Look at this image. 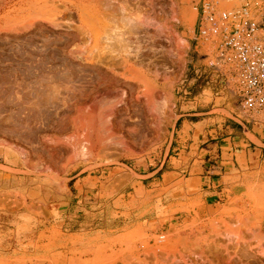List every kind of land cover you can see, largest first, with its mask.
<instances>
[{"label":"rangeland","instance_id":"rangeland-1","mask_svg":"<svg viewBox=\"0 0 264 264\" xmlns=\"http://www.w3.org/2000/svg\"><path fill=\"white\" fill-rule=\"evenodd\" d=\"M18 1L19 0H15L11 5H14V3ZM111 1L109 2L111 3ZM115 1L116 0L113 1L114 4L121 2L122 0L121 1L118 0L116 3ZM128 1L130 0H127L126 2ZM131 1L134 2V0H131ZM131 1L128 2L130 5L128 6L132 7V9L130 8L129 10L136 11V9L138 10L144 7L142 8L141 11L144 10L143 11L144 14H145V9L149 12L148 13L146 11L144 19L146 15L149 14L146 17V19L151 20L149 18L155 15L153 18H157V19L154 20L152 18L153 21L156 23L157 20L162 19L161 20L162 22L158 21V23L155 24L153 21L152 23L149 21L151 23L150 25H152V28H150L151 27L150 25H149L150 27L147 26L146 27L147 32L144 31L145 27L140 28V30L142 29L139 32L141 34H139L137 30H136L137 33H133L136 35H132V33H128V37L129 36L131 37L125 38L123 40L124 43L123 42L122 43L119 42V43L124 45L126 43L125 42L126 39L128 40L130 39V43L127 40L128 43L126 44L127 45L131 44L130 46H134L138 35H140L141 38L143 37L141 35H145V38L146 37L149 38V36L147 35L148 34L151 35L153 31L154 33H157L158 32L157 29L159 28L161 29L162 27H159V26L162 25L165 27V29L164 27L162 28V30L159 29L160 32L161 31L162 32L161 33L158 32L159 35L156 34V36H158L157 39L159 41L154 36V33L152 34L153 36L152 42H147L149 40H147V38L145 39L144 37H143L144 39L142 38L141 40V38L139 37V41L136 42V45L138 46L139 44L138 42L141 41L140 43L142 44L143 40H146L143 43L144 45L147 44V47L145 48L142 47L143 51H140L141 54L138 56L139 58L143 56L140 59H145L148 56H149L148 58H150L151 54L154 56L156 55L154 58H152L153 61H155V58H157V56L158 58L160 57L163 58L166 56L167 57V58L165 57L166 59L163 58L166 61L165 60L162 61L161 58L159 59L160 61H162L161 65L163 64V62H165L167 68L164 65L160 67L163 69V66H164L166 71L170 70L168 66H170L171 69L173 68V65H175L174 61L179 59L176 62L181 63V65L180 64L175 65L176 70L174 66V69L172 70V72H170L171 74L169 75H168L169 71L167 73L165 70H163L166 73H163V72L161 73L162 70L160 68L161 70L159 72L160 77H158V80L160 81L159 82L160 87L158 91L160 92H158L159 94H157V97L160 100L161 108H158L156 111L148 113L150 114V117L149 115L145 117L143 114H141L143 116L142 117L139 114L141 113L140 110L137 111V113L139 112L137 114L134 109H131L130 106L127 104H125L127 105L125 106L124 103L120 105L117 104V106L115 105V108H113L115 111L110 110L111 106L116 103L115 102L116 100H118V99H115L116 98L115 96H113V98L110 97L114 102L112 104H111L112 101H109L111 100L109 97L107 98L106 96H102L103 98L106 97L107 101L110 102V103L108 102L109 103L108 105V103L105 101L106 98L99 99L102 97L98 96L99 98L97 99V97L91 96L89 98L87 97L88 98L87 99L84 96V94H82L80 91H76L77 93H75V95L73 94L74 96H72L71 94V97L73 98V100L71 101L72 98L71 97L69 98L68 96L69 94L67 93V91H64L62 86L65 85L67 87V86H70L71 84L73 85V82L74 84L79 85V83H76V82L77 81L83 82V79L85 78L84 76L86 75H84V72L81 70L80 64L77 62L78 59L74 57L76 56V54L73 53L74 56H72L73 58H71L68 56L67 52L69 50L70 51L72 50L74 52V50H78L80 47L86 48L87 44L88 46H90L89 43H86L87 37L84 36L81 39L80 37L75 38L73 34L69 32H65L64 30H61V29L57 30V28L49 27L46 25V23L38 24L39 26L36 25L33 27L32 26L27 27V28H22L20 25H18V26H15V29H14V26H10L9 24L5 22V19H6L5 16L7 15V11L9 10L8 8L10 5L7 3L6 0H0V156H3V166H0V169L3 170V173H0V188H1L0 189V210L25 211L28 208L31 209V207H33L35 208L34 213L37 214V216H40L41 218H48L51 216V212H55L60 209L61 213L60 215L58 214L57 216L62 219L67 218V223H68L67 229L68 230L70 229L71 231H83V230L90 229V230L85 231L84 233L88 235H93L95 233L100 232L97 229L100 228L101 221L106 220L109 217L107 215V212L115 211L112 208V205L111 204L109 205V203H113L121 199L124 200L125 198L131 199L133 198V195H135L137 198L141 199L144 202L145 201L149 202V201H152L153 199H162V200L164 199L162 202L167 201V198H166L167 192L171 188H175L176 186L181 185L185 181H188L187 178H190L194 176L195 174H197L198 170L202 171V166H204L205 168V166L208 167L211 164H216L214 160L209 161V162L201 161L197 159L187 160L189 156H195V158H197V152H196L197 148L194 145H192L188 149L181 152L180 155L176 154L180 152L179 150L173 152L170 149V147L173 146L171 145V136H172V130L175 127L177 109L178 107H180V104L183 103V100H182L183 97H187L186 102L189 101L187 106H189L190 108H193V110L190 109V113L204 112V111L207 112L215 108H222V109L214 110L212 113H209V114H203V115H197V116L191 117L193 120H200V119L206 118L204 123L209 122V126H206V130H213L210 135V137L214 136L213 141H217V140L224 138L226 136L224 135L226 125H230V122L235 125L239 124L237 123L236 120H239L240 122L244 123L246 126H249L250 128H252L255 125L256 128H259V132H261L264 135V115L260 114L256 119H252L250 117L251 114L245 112L241 106V100H240V96L238 92V84H237L236 73H235V63H233L232 61L229 62L226 60L227 64H225L221 60V57H220L221 52L219 51V45H220L219 42L221 41V39L219 38L218 41L215 42L214 40L218 38L217 36H214V38H212V36L211 37L201 36L199 28H198L197 35H194L195 27L199 26L202 20L203 9H204L203 5H204L205 0H191V5L193 7L190 4H187L186 2L183 3V0H179V2L182 5V10H184L185 6L187 8L185 9L188 12L184 10L186 12L187 20L191 19V15H192L191 10H193V12L196 11L197 17L194 23L185 20V18L183 17V14L182 15L180 14L181 12L179 14L178 13L174 14L173 12L174 8L172 7V3L170 4L169 2L170 0H167V2L164 0H161V1L157 0L158 2L153 0L154 2H151L152 0H150L151 3L156 2L155 3L156 5L153 4V7L155 9H152L151 11H150V8H152V5H150L151 7L148 6L147 3L150 4V2H147L148 0L147 1L143 0L142 4H141L142 0L140 1L137 0L138 4H136L137 1L134 2V5L136 4L135 8H133L134 5H132L133 3ZM222 1L223 0L221 1L206 0V3L210 2L214 4L213 5L214 8H212V10H215L217 15L224 11L230 10L232 7H239V6L246 4V0H231V1L224 0L223 4L221 3ZM145 2L147 5L145 4ZM228 2L231 4L229 5ZM124 3L122 1V4ZM167 3L170 7L166 6L167 8L169 7V9H165V10H167L166 12L169 15V17L171 16L170 18L168 17V15H166V12H164V10L160 8V7H163L165 4L167 5ZM143 4H145L146 7L145 5L143 6ZM139 5H140V8H139ZM221 5H224V6H221ZM155 6H159L161 10ZM189 6L191 7L189 8ZM156 9L158 10L156 11ZM159 10L161 11V13ZM139 11L140 10H138V12ZM169 11H172L173 13L170 12L171 13L170 14ZM162 12L164 13L162 14ZM160 16L162 18H160ZM180 17L184 20H182ZM169 25L171 27H169ZM139 27H143V26H139ZM169 28L172 29L171 35L175 36L177 34L176 36L180 37L182 41L180 39L179 41H173L174 36L172 37L173 39L172 38L169 39V36L171 37V35H168L170 33ZM135 29H137V27ZM148 29H151V30L149 31ZM134 31L135 30L132 29V32ZM143 31L145 32L144 34H143ZM9 32L10 34L11 33L12 34L7 35L6 33L9 34ZM54 32L57 34H55ZM59 32H61V34ZM64 32L66 34H64ZM33 33H35L34 34L35 37ZM125 34L126 33L123 34V37ZM164 34H167V35H164ZM6 35L9 37H7ZM160 35L164 36V38H161L163 42L159 39ZM193 35H194L193 40L195 41L194 43L195 45L192 46V50L189 51L188 50L190 48L189 39ZM51 36L55 37L54 41L51 40L52 38ZM133 36L134 37L137 36V37L134 38ZM152 36H150V40ZM4 37H6L7 39ZM17 38H20L21 41L20 39H17ZM45 38H48V39H45ZM132 38H134L135 41ZM5 39L7 41H10L11 43L9 42L8 44V42ZM61 39L62 40L64 39V40L61 41ZM85 39L86 41H83ZM131 39L134 42H132ZM29 40L30 41L32 40L31 43L33 45L30 43ZM40 40H42V42ZM65 40L68 42L70 41V42L68 43ZM101 40L102 39H100V41ZM156 40L158 42H161L160 43L161 45L157 43ZM193 40H191V43ZM46 41L48 42L49 46H47ZM82 41L85 43H83ZM103 41H101L100 43L101 45L105 43ZM153 41L155 43H153ZM44 42L45 44L43 46L42 43ZM112 42H115V41H112ZM55 43L57 44V47L60 48L61 51L56 47ZM70 43L74 45H71ZM23 44H26V45L23 46ZM157 44L159 47L161 46L160 47L161 49L163 47L162 45L164 46L167 45V47L170 50H166L167 47L166 48L164 47L163 48L164 51L159 49L161 54L158 53L159 51L157 49H153V50L150 49L151 53H149L150 51L148 52V49L150 47L148 48V45L150 46L153 45V47L155 46L159 48L158 46H156ZM27 45L31 51L30 50L27 51ZM40 45L41 47H39ZM66 45H67V48H66ZM172 45L174 46V49ZM70 46H75V47L71 48ZM106 46L108 45L106 44ZM31 47L32 48L34 47L33 48V50L35 49L34 52L32 51ZM37 47H39V49H37ZM42 47L44 49L46 47L47 50L50 48L51 49L50 51H45L43 50ZM22 48L25 50H23ZM20 50H23L24 53L23 52L21 53ZM37 50H40V52L39 51L37 52ZM83 50L86 51V49H83ZM155 50H157V52H155ZM173 50H174L173 55L176 56V57L174 56L175 59H173L174 57L172 55ZM62 51H64L66 55ZM146 51L150 55H148ZM168 51L169 52L171 51V54ZM19 52L21 56L18 55ZM45 52L47 53L44 54ZM51 52L54 55L53 54L51 55ZM30 53L32 55H30ZM162 53H164L165 56ZM143 54L144 55L147 54V56L145 55L146 56L145 57ZM26 55H30V56L27 57ZM50 55L53 56L54 58H52ZM32 56L34 59H32ZM63 56H65L66 58H63ZM50 57L51 59H49ZM191 57L195 58L193 65L189 64V60H192ZM38 58L39 59L45 58L46 61L42 59L43 60L42 62L43 64H42ZM167 59L169 60L167 61ZM171 59H172V62H171ZM34 60H37V61H34ZM169 61L171 63H166ZM37 62H40L41 65L40 64L36 65ZM17 64L18 65L21 64L20 66L21 68L23 66L22 69L24 70H20L21 68L20 66L18 68ZM28 64L30 65V67L28 66ZM31 64L32 65L35 64L32 69H31ZM47 65H50L49 68ZM64 65L66 66L65 67L66 70H64L65 69ZM78 65H79V68L77 67ZM178 65H180V67L182 66L181 68H179V70L181 69V71L179 72L177 70ZM38 66H43L44 73L42 72V67L41 68L39 67L40 72L38 71L39 69H36L38 68ZM54 66L56 67L54 68ZM72 66H74V69H76L75 71L76 73L74 72L75 74H73L75 78H73L71 84L70 83L68 84V82H70V79L69 81H66V79H63V78L68 79L70 74L68 75L67 73L65 74H62V73L66 72L69 69L71 70L69 71L73 73L74 69L70 68ZM44 67L45 68L47 67V68L45 69ZM52 67L55 70H53ZM58 67H60L59 69L61 71L63 70L61 75H60L61 71L57 70V72L59 73L58 76L59 75L61 76L60 79L59 78L57 79V76L56 78L54 77L55 71ZM25 69H31L33 72L30 70L31 72L30 73L29 70L25 71ZM23 71H24V75H23ZM25 72H27L29 75H27V73ZM51 72L53 73V75ZM174 72L176 73V75L174 74ZM17 73L18 74L21 73L22 74V75L20 74L21 77H19ZM36 73L38 74V76ZM39 73L41 74L43 73L46 76L45 75L41 76ZM47 73L51 74L52 76L47 75ZM62 75H67V77L66 76L63 77ZM79 75L82 78L79 77ZM24 77L25 79L22 80ZM34 77H35V80H34ZM51 77L52 78L54 77V80ZM75 79H76V82L74 81ZM46 84L48 87H46ZM58 85H60L59 89L61 91H64L65 93L59 91V89L56 88L58 87ZM53 88L58 89L56 90V91H59L58 95L61 92L60 94L61 96L59 95L60 97L56 96L57 93L55 92ZM41 89L43 92L41 91ZM51 89H53L55 93L54 92L49 93V91H53ZM40 92L42 93V96L40 95L38 96V94H41ZM33 93L35 94L38 93V94H36L37 95L36 96ZM45 93H47V95ZM78 93H81V94H78ZM162 93H163L162 99L166 98L165 100L163 99L164 101L161 99ZM44 94L47 96V99L51 95L53 94L55 95L54 100L53 98H49V102L50 101L52 102L50 103L48 102V104L51 105L53 102L54 104L56 102L58 103L61 102L62 104L57 103L58 106L56 104L53 106L52 104L53 107L49 105V108H48L47 103H44V101L46 100L41 101L42 99H46V96H44ZM48 94H51V95H49L48 97ZM76 95L78 96L81 95L83 97H78L77 99ZM34 96H36V99L37 97L39 100L41 99L39 97H42V99L40 101L39 100L37 101ZM125 96L127 97V100L130 99L129 94L128 96L127 95ZM56 97H59V99ZM195 97L197 98L194 100L193 98ZM66 98H69L70 100ZM80 98L83 99L84 102H86V105L83 102L85 105L84 106L85 108L90 107L89 106L90 102H91L90 104L91 106L94 105L92 101L97 103L98 100L99 101L101 100L102 102L100 104H97L96 112L94 111L93 106L91 107L93 109L90 108L91 111L89 109L79 110V106L83 105L82 100ZM56 99L58 100L55 102ZM188 99H191V100H188ZM66 100H69L70 102L69 101L67 102ZM74 100H77V102L80 100V102L75 104L76 101ZM166 100L169 101L167 104H165ZM26 101L28 102L34 101L35 103L36 101L39 102L38 103L39 107L37 108H41V107L43 108V109L41 108L43 110L42 113L40 112L41 118H40V115H37V113L41 111V109L34 110L36 109L35 108L36 106H34V109L32 110L33 108V106H31L32 102H29L27 105ZM73 101L74 103H72V105L74 106L69 104ZM43 103L46 105L49 111L46 110L47 108L44 107L45 105L44 106L40 105ZM103 103H106L109 108L107 107L106 104L102 105ZM229 103H230V107L227 108L225 105ZM65 104L71 106L73 110L72 108L65 106ZM214 104H215V107L213 108L212 106ZM35 105H37V103ZM198 105H203L205 108L202 109L201 107H198ZM30 107H31V110H30ZM54 107L55 108L59 107V108L55 109ZM123 107L126 110V112L123 109ZM125 107L128 109H126ZM44 108L46 111H44ZM116 109L118 110L119 114L118 113L115 114V112L117 111ZM58 110L60 111V113ZM107 110L114 112L113 113L114 115L111 114L110 116L114 120L111 118L112 119L111 120L112 123H111V121H109L110 118L108 117V121H109L108 123L113 124L112 127L115 129L114 131L115 138L119 136H121V138H124L123 142L124 141L125 142L123 143V145L124 144L127 145V146L125 145L124 148L122 146V142L118 140L120 137L117 140H114L116 141L115 142L116 145H114V141L112 144H111L112 141L107 140L109 143L105 142L106 141L105 138L110 137L114 129L110 130V128H107L109 129L107 130L104 126L97 127L98 129L96 128L95 129L96 131L95 130L93 131V135L91 139L89 140V142L86 138L90 130L89 125L91 122L89 121V119L92 118V116L93 117L100 116L101 114H103V111H104L103 115H105L108 112ZM18 111L20 113H17ZM29 111L30 112L33 111L34 113L33 112L30 113ZM133 111L136 115H140V116H136L135 114H133ZM48 112H51V113H48ZM92 112H94L95 115ZM99 112H100V115L98 114ZM129 113H130V117H129ZM151 113L153 114L155 113L154 116L153 114L151 116ZM42 114H44V116ZM123 114L126 115V117H128L129 120L131 121L129 122L128 118H125L124 120L126 121H124L121 118L124 116ZM5 115L7 116V118ZM16 115L17 117H15ZM131 115H133V118H131L132 117ZM36 116L38 117V119L35 118ZM157 116H158V118H156L157 122L161 118L164 119V117L166 118L168 116H169L168 117L169 120L168 118H166V121L167 120L170 121V123L167 122L168 124L167 123L164 124L163 129H161L162 132H159L161 135L162 134L164 135V136L162 135L163 137L162 136L159 137L160 140L158 139V136L160 135L158 134V131L160 130L161 125L159 126L157 125V123L154 124L156 122L155 117ZM28 117H29V120H28ZM30 117L35 118V120ZM43 117L44 118L46 117L45 121L43 120L44 119ZM139 117L140 119L138 120ZM119 118L120 120L122 119V121L125 122V123L123 122L121 123L120 121L121 127L122 125L124 126L122 127L123 129L120 127V125H118L120 123L119 122L117 123L116 119L119 120ZM148 118H149V121H148ZM41 119L43 121H40V124H39L38 120H41ZM82 119L86 122V124ZM5 120L6 121L9 120L11 123L9 121L5 122ZM134 120L136 121L134 122ZM141 120H142V123H145V121L148 122V123L146 122L145 124L146 126H148V128L146 126L144 128V125L140 123ZM58 121L60 122V124ZM35 122L38 125H36ZM162 122L163 121H159L160 124ZM42 123H44V125ZM138 123L142 124V126L140 125L141 127H139ZM163 123H165V120ZM136 124H138L137 127L139 128L133 126ZM34 125L37 126V128ZM84 126H85V129L87 130H84ZM129 126H131L132 128L135 127V129L138 130L137 132H139L140 136L138 137L135 136L139 134L136 133L135 129L132 132ZM116 127H117V131L118 129L121 131L120 132L118 131V133H116ZM142 127L145 130V131L143 130V132H142V129H140ZM164 127H166V129H164ZM101 128L102 130L105 129V131H103L104 134H102L103 132L100 131ZM106 131L108 132L111 131V133L109 132L106 134L105 133ZM85 133H86V136L84 137ZM97 133L99 134L97 135ZM141 133L143 134L146 133L145 134L146 137L142 135ZM248 134L250 135V133ZM103 135H105V137H103ZM99 136H101V138ZM197 137L198 135H195L196 139ZM81 138H82V141H81ZM112 139H114V136L110 138V140ZM117 141H118V144L121 143V145L118 146ZM86 143H88V145L92 144V149H91L92 153L86 152L87 150H89L87 149L88 147L86 148L87 150H85L86 153H90L91 156H89V158H88V155L85 154L83 150L85 148L84 145L87 146ZM100 143H102V145ZM74 144L76 145V147ZM106 144H110L109 147L107 146V148L109 149L106 150L108 155H106V151H104V147H103ZM112 145L114 147L115 146L116 147L118 146V147L117 148L115 147L116 149H114V147H110ZM98 146L100 148L101 146L103 147V149L101 148L102 150V153H100L101 155H99V152L101 150ZM110 148H112L113 150H111ZM80 152L85 155L86 159L84 158V156H82ZM171 155H172V158L170 161L171 163L169 165H167V161L164 163V165L166 164V169H167L165 172H163L162 174H157L160 171L159 170L155 174H151L153 171H155L162 165L165 158L169 159V156ZM224 156H225L224 158L226 159L227 154L225 153ZM184 157H185V160L183 159ZM263 159L264 157L261 159V161ZM242 162H245V160H243ZM257 168L258 170L264 171V162H261L259 166H257ZM260 179H264V172L255 178V181H256L255 184L257 186L256 188H240L236 191V194H237L236 197L229 198L228 199L229 201L227 204H222V205L219 204V206L217 207L208 206L204 202H202L201 199L192 200L191 195L194 192H188L187 194L184 195L185 201L183 203L180 202L178 204L172 205L171 211L168 213L166 218L163 219V224L161 228L154 227V225H152L150 228L142 229L141 232L131 233L121 240H118L119 239V235H118L116 237L109 238L105 242L101 241L100 239L101 237L99 235L95 236L97 245H99L101 248V250H99L97 253L87 252L88 247L83 243L75 242L71 238L69 240H66L68 238V234H64L61 230H53L49 232L48 235L46 233H43L42 237L45 239L46 241L45 243H47L44 245V247L50 248L52 245H55V247L51 249L50 252L53 251L54 254L58 252H62L66 254L68 257H74L77 254L82 253L83 255H86L84 258L90 261L89 264L97 263L98 260L102 261L101 264H187V263L193 264L194 262L193 263L191 262L195 261L196 263L197 259H199V261L197 260L198 264H257V262H260L261 264L262 262L259 261V258L263 259L261 254H262V251H264V188L259 183H257L259 182ZM82 188H93L95 192L98 191V193L95 194V196H93L92 194H86V193H79V194H81L80 197L81 196L82 197L83 196L84 197L93 196L92 199L87 198L84 200L88 202L89 201L95 202L96 200H99L101 205H99L98 203L89 202L87 204L88 206L82 204L77 209L78 206L67 203L71 199H73L74 195L78 194V190H82ZM123 189H126V191H129V192L132 190H135V193L134 194L133 193L123 194L124 192H122L121 194L120 191H122ZM157 207H158L156 209L157 214L164 212L163 207L161 206H157ZM114 213L117 214L116 212ZM123 215H128V213H124ZM70 217L71 219H69ZM90 220H92L93 222L96 221L95 223L98 224V226L96 227L89 226V228L82 227L81 224L83 222L91 223L92 221ZM127 232L129 231L126 230L124 233H127ZM65 233H67V230L65 231ZM251 255L252 257H250ZM253 255H256V256H253ZM229 258L231 259V261H229ZM256 259L258 260L257 262H256ZM67 260H70V258Z\"/></svg>","mask_w":264,"mask_h":264},{"label":"bare ground","instance_id":"bare-ground-1","mask_svg":"<svg viewBox=\"0 0 264 264\" xmlns=\"http://www.w3.org/2000/svg\"><path fill=\"white\" fill-rule=\"evenodd\" d=\"M7 1V3L10 5L9 6V10L7 11V15L5 16V22L7 23V24H9L10 26H14V29H15V26H18V25H20L22 28H27V27H33V26H36V25H38V24H42V23H46V25L47 26H49V27H53V28H57V30L58 29H61V30H64L65 32H69V33H71V34H73L74 35V37L76 38V37H80V39L82 38V37H87V42L86 43H89V45L90 46H88V44H87V46L88 47H90V48H88L87 46H86V48H79L78 50H74V52L71 50H69L68 52H67V54H68V56L69 57H71V58H73L72 56H74L73 55V53H75L76 54V56H74V57H76L77 59H78V63L80 64V67H81V70L84 72V75H86V76H88V77H86V76H84L85 78L83 79V82L82 81H80V82H76V79L74 80L76 83H79V85H76V84H74V82H73V85L71 84V82H72V80H73V78H75V76L73 75V74H75L76 72V69H74V66H72V67H70V68H72V69H74V71H73V73L72 72H70L69 70H67L66 72H64V73H62L63 72V70L61 71L59 68L60 67H58L57 69H56V71H55V74H54V77L56 78V76H57V79L59 78H61V73L62 74H65V73H67L68 75H69V78L67 79V78H63V79H66V81H69V79H70V82H68V84L70 83L71 85L70 86H65V85H63L62 86V88L64 89V91H67V93L69 94L68 96H69V98L71 97V94H72V96H74L75 95V93H77L76 91H80L82 94H84V96L87 98H89V97H91V96H94V97H97V99L99 98L98 96H106L107 98L109 97H112L113 98V96H115L116 98L115 99H118V100H116L115 102V104H113L112 106H111V104L112 103H114L113 102V100L111 99V100H109V101H112L111 102V104H110V106H111V108H110V110H114L113 108H115V105L117 106V104H123L124 103V105L125 104H127V105H129L130 106V108L131 109H134L135 111H136V113H137V111H139L140 110V112L141 113H139L140 115L141 114H143L145 117H147V115H149V117H150V114H148V113H150V112H153V111H156L158 108H161L160 106V100L158 99V97H157V94H159L158 92H160V91H158V89H159V87H160V81L158 80V77H160L159 75V72L161 71V73L163 72V73H168V71H169V73H168V75L169 74H171L170 72H172V70L174 69V66L175 65H177V64H180L181 65V63L179 62V63H177L176 61H178V60H176V61H174V64L175 65H173V68L171 69V67L170 66H168V68L170 69V70H167L166 71V69L164 68V66L166 67V64H165V62H163V64L162 65H164L163 66V69L160 67V66H162L161 65V63H162V61L163 60H165L167 57L164 55V53H162L165 57H163V58H165V59H163V58H161L160 56V58L162 59V61H160L159 59L160 58H158V56H157V58H155V61H153L152 60V58H154L155 56L154 55H152L151 54V57L150 58H148V57H146L147 56V54H143L145 57V59H140V58H142V57H140L139 58V56L138 55H140L141 54V52L140 51H143V49H142V47L143 48H145V47H147V44H145L144 45V41H146V40H143V42H142V44L144 45H142L140 42H138L139 44H138V46L136 45V42L137 41H139V37H140V35H138V37L136 38V37H134V38H136V41L134 40V38H132L134 41H135V45L134 46H130L129 44L127 45L126 43H128L127 42V40L128 39H126V43L124 44V45H122V44H120L119 42H123L124 43V39L125 38H130L131 36H129L128 37V33H132V35H136V34H133V33H137L136 32V30L138 31V33L142 30H140V28H144V31H146V27L147 26H149L151 23H152V21H153V19L154 20H156L157 18H153V17H151V18H149V19H151V20H148V19H146V17L149 15H146V17H145V19H144V16H145V14H146V9H145V14H144V10L143 11H141L142 10V8H144V7H142L141 9H138V10H140L139 12H138V10L136 9V11H133V10H129L130 8L132 9V7H129L130 5H129V3L128 2H130V1H128V2H126V1H124V0H122L123 1V3L124 4H122V1L121 2H118V3H116L118 0H116L115 1V3L116 4H114V0L113 1H111V0H19L18 2H16V3H14V5H11L15 0H6ZM109 1H111V3L109 2ZM137 0H134V2H136ZM140 1V0H139ZM147 1V0H146ZM155 1H157V0H155ZM161 1V0H160ZM164 1H166L167 2V0H164ZM219 1H221V0H219ZM224 1V0H223ZM223 1L221 2L222 4H223ZM231 1V0H230ZM112 2H113V4H112ZM132 2V1H131ZM134 2H132L133 4L132 5H134ZM147 2H150V0H148ZM151 2H154L153 0L151 1ZM150 2V4L149 3H147L148 4V6H150V5H152V8H150V7H148V8H150V11L152 10V9H155L154 7H153V4H155V3H151ZM158 2V1H157ZM163 2V1H162ZM170 2V4L172 3V7L174 8L173 9V12H174V14L175 13H180L181 15L183 14V17L185 18V20H187L186 19V12L185 11H187L186 9V6H185V8H184V10H182V5H181V3L179 2V0H170L169 1ZM184 2H186L187 4H190L191 5V0H183V3ZM4 3V2H3ZM140 3V2H139ZM143 3V0L141 1V4ZM229 3V2H228ZM136 4H138V1H137V3ZM135 4V5H136ZM140 4V5H141ZM145 4H146V2H145ZM145 4H143V6L145 5ZM146 4V5H147ZM157 4H159V3H157ZM163 4V3H162ZM231 3H229V5H230ZM129 5V6H128ZM135 5L133 6V8H135ZM140 5H139V8H140ZM146 5H145V7H146ZM156 5V4H155ZM161 5V4H160ZM185 5V4H184ZM229 5H227V6H229ZM142 6V5H141ZM162 6V5H161ZM165 6V7H164ZM163 7H160L161 9H163L164 10V12H166L167 10H165V9H169V5H168V3H167V5L165 4ZM166 6H169L168 8L166 7ZM192 6V5H191ZM191 6H189V8L191 7ZM221 6H224V5H221ZM220 6V7H221ZM226 6V7H227ZM127 7H129V8H127ZM155 7H158L159 8V6H155ZM193 7V6H192ZM136 8H138V7H136ZM159 8V9H160ZM160 9V10H161ZM193 9V8H192ZM158 9H156V11H157ZM159 10V11H160ZM155 11V12H156ZM158 11V12H159ZM190 11V10H189ZM192 12V15H191V19H188L187 21H190V22H192V23H194L195 22V19H196V17H197V13H196V11H194L193 12V10H191ZM143 14H142V13ZM148 12V11H147ZM164 12H162V14L164 13ZM173 13L172 11H169V13ZM188 12V11H187ZM149 13V12H148ZM152 13V12H151ZM160 13H161V11H160ZM159 13V14H160ZM170 13V14H171ZM143 15V16H142ZM158 15V14H157ZM165 15V14H164ZM166 15H168L167 14V12H166ZM181 15H179V16H181ZM162 16V15H161ZM160 16V18H162ZM189 16V15H188ZM168 17H169V15H168ZM171 17V16H170ZM169 17V18H170ZM173 17V16H172ZM153 18V19H152ZM166 18V17H165ZM181 18V17H180ZM174 19V18H173ZM179 19V18H178ZM182 19V18H181ZM162 19H159V20H157V22L155 23L154 21V23L155 24H157L158 23V21H161ZM165 20V19H164ZM167 20V19H166ZM182 20H184V19H182ZM151 23H150V22ZM170 21V20H169ZM177 21V20H176ZM162 22V21H161ZM180 22V21H179ZM186 22V21H185ZM164 23H165V21H164ZM173 23V22H172ZM177 24V23H176ZM8 25V26H9ZM45 25V24H44ZM154 25V24H153ZM159 25V24H158ZM171 25V24H170ZM169 25V27H171ZM19 26V27H20ZM39 26V25H38ZM43 26V25H42ZM139 26H143V27H139ZM151 26V27H150ZM149 27L150 28H152V25H150ZM167 26V25H166ZM137 27V29H135ZM139 27V28H138ZM157 27V26H156ZM159 27H164V26H159ZM173 27H175V26H173ZM8 28V27H7ZM17 28V27H16ZM153 28H155V27H153ZM158 28V27H157ZM162 28L160 29V30H162ZM11 29V28H10ZM37 29V28H36ZM39 29V28H38ZM48 29V28H47ZM130 29V30H129ZM132 29H134L135 31L134 32H132ZM139 29V30H138ZM159 29H157V31L159 32V33H161L160 32V30ZM164 29H165V27H164ZM4 30V29H3ZM31 30H32V28H31ZM54 30V29H53ZM56 30V31H57ZM149 31L151 30V29H148ZM170 30V31H169ZM169 34H168V32H167V34L168 35H171V33H172V29H170L169 28ZM6 31V30H5ZM17 31V30H16ZM20 31V30H19ZM23 31V30H22ZM37 31V30H36ZM35 31V32H36ZM129 31H131V32H129ZM143 31V34L145 33ZM156 31V30H155ZM156 31V32H157ZM167 31V30H166ZM28 32H30V31H28ZM38 32V31H37ZM39 32H40V30H39ZM64 32V34H66ZM113 32V33H112ZM147 32V31H146ZM154 33V31H153V33H154V36L156 37V39H157V37L158 36H156V34H158L159 35V33ZM165 32V31H164ZM22 33V32H21ZM21 33H20V35H21ZM55 33V32H54ZM60 34H61V32H59ZM63 33V32H62ZM124 33H126L125 35H124V37H123V34ZM150 33V32H149ZM152 33V34H153ZM7 35H11L10 34V32H9V34L8 33H6ZM14 34V33H13ZM25 34V33H24ZM35 33H33V35H34ZM55 34H57V33H55ZM139 34H141V33H139ZM148 34V33H147ZM151 34V33H150ZM152 34L151 35H147V36H149V38H147V40H149V41H147V42H152V40H153V36H152ZM163 34V33H162ZM167 34H164V35H167ZM174 34V33H173ZM6 35V36H7ZM30 35H31V33H30ZM39 35V34H38ZM131 35V34H130ZM177 35V34H176ZM174 36V35H171V37L169 36V39H171L173 36V41H179V39H180V37H178V36ZM4 36H5V34H4ZM18 36H19V34H18ZM22 36H23V34H22ZM37 36V35H36ZM58 36H60V35H58ZM66 36V35H65ZM127 36V37H126ZM141 36H143L144 38H145V35H141ZM150 36H152V38H151V40H150ZM163 36V35H162ZM161 35H160V40L162 41V39L161 38H164V36L162 37ZM7 37H9V36H7ZM15 37V36H14ZM30 37V36H29ZM33 37V36H32ZM34 37H35V35H34ZM38 37V36H37ZM40 37V36H39ZM42 37V36H41ZM44 37H46V36H44ZM43 37V38H44ZM52 37V36H51ZM57 37V36H56ZM63 37V36H62ZM73 37V38H74ZM142 37V38H143ZM167 37V36H166ZM213 37V36H212ZM4 38H6V37H4ZM11 38V37H10ZM16 38V37H15ZM48 38H50V37H48ZM48 38H45V39H48ZM53 38V39H52ZM51 38V40L52 41H54V39H55V37H52ZM59 38V37H58ZM61 38V37H60ZM141 38V37H140ZM142 38H141V40H142ZM143 38V39H144ZM145 38V39H146ZM7 39V38H6ZM5 39V40H6ZM12 39V38H11ZM17 39H20V38H17ZM38 39V38H37ZM42 39V38H41ZM70 39V38H69ZM100 39H102L101 41H103V40H105V41H103V42H105L108 46H106V44L104 43H102L103 45H101L100 43H101V41H100ZM131 39V40H132ZM155 39V38H154ZM10 40V39H9ZM25 40V39H24ZM39 40V39H38ZM50 40V41H51ZM57 40V39H56ZM64 40V39H63ZM62 39H61V41H63ZM67 40V39H66ZM65 40V41H66ZM73 40V39H72ZM79 40V39H78ZM132 40V42H134ZM158 40V39H157ZM156 40V42L157 43H161V42H158ZM181 41H182V39H180ZM7 41V40H6ZM13 41V40H12ZM20 41H21V39H20ZM30 41V40H29ZM32 41V40H31ZM31 41H30V43H31ZM41 42H42V40H40ZM45 41V40H44ZM49 41V40H48ZM77 41V40H76ZM83 41H86V39L85 40H83ZM82 41V42H83ZM99 41H100V43H99ZM112 41H115V42H112ZM129 41V43H130V39L128 40ZM165 41V40H164ZM172 41V42H173ZM5 42V41H4ZM8 42V44H9V42L10 41H7ZM6 42V43H7ZM34 42V41H33ZM37 42V41H36ZM47 42V41H46ZM58 42H59V40H58ZM66 42H68V41H66ZM70 42V41H69ZM68 42V43H69ZM73 42V41H72ZM118 42V43H117ZM146 42V43H147ZM163 42V41H162ZM11 43V42H10ZM18 43H20V42H18ZM22 43V42H21ZM62 43V42H61ZM68 43H67V45H68ZM75 43V42H74ZM83 43H85V42H83ZM153 43H155L154 41H153ZM32 44V43H31ZM38 44H40V43H38ZM43 44V46H44V44H45V42L44 43H42ZM47 44V46H49L48 45V42L46 43ZM50 44H52V43H50ZM56 44V43H55ZM59 44H60V42H59ZM66 44V43H65ZM71 44V43H70ZM80 44V43H79ZM82 44V43H81ZM164 44V43H163ZM185 44V43H184ZM11 45V44H10ZM12 45H14V44H12ZM19 45V44H18ZM22 45V44H21ZM26 44H23V46H25ZM33 45V44H32ZM67 45H66V48H67ZM71 45H74V44H71ZM86 45V44H85ZM142 45V46H141ZM155 45V44H154ZM161 45V44H160ZM174 45V44H173ZM172 45V46H173ZM177 45V44H176ZM9 46V45H8ZM17 46V45H16ZM20 46V45H19ZM22 46V47H23ZM37 46V45H36ZM35 46V47H36ZM52 46V45H51ZM151 46H152V48H151ZM148 45V52L150 51V49L151 50H153V49H157L158 51H159V49H161L159 46H158V44L156 45V46H158L159 48H157V47H153V45ZM163 47H162V49L161 50H163V48L165 47H167V45L166 46H164V45H162ZM179 46H180V44H179ZM178 46V47H179ZM184 46V45H183ZM18 47V46H17ZM21 47V46H20ZM39 47H41V45L39 46ZM39 47H37V49H39ZM56 47H57V44H56ZM62 47V46H61ZM71 48L73 47H75V46H70ZM83 47H85V46H83ZM137 47H139V48H137ZM13 48V47H12ZM19 48V47H18ZM26 48V47H25ZM32 48V47H31ZM34 48V47H33ZM33 48H32V51L34 52V50H33ZM43 48V47H42ZM53 48V47H52ZM58 48V47H57ZM69 48V47H68ZM168 48V47H167ZM166 48V50H170L169 48L167 49ZM172 48V47H171ZM17 49V48H16ZM15 49V50H16ZM21 49V48H20ZM23 49V48H22ZM41 49V48H40ZM51 49V48H50ZM50 49H48L47 50V48L45 47V49L43 48V50H45V51H50ZM56 49V48H55ZM59 50H60V48H58ZM62 49V48H61ZM83 49H86V51H84ZM173 49H174V46H173ZM10 50V49H9ZM8 50V51H9ZM12 50V49H11ZM23 50H25V49H23ZM23 50H20V52L22 53L23 52ZM28 50H30L29 48H28V45H27V51ZM53 50V49H52ZM145 50V49H144ZM157 50H155V52H157ZM165 50V51H166ZM14 51V50H13ZM18 51V50H17ZM26 51V52H27ZM31 51V50H30ZM40 52V50H37V52ZM61 51V50H60ZM164 51V50H163ZM163 51H161V52H163ZM20 52H19V54L18 55H20ZM36 52V51H35ZM63 53H64V51H62ZM69 52H70V54H69ZM147 51H146V53H148ZM155 52H154V54H155ZM167 52V51H166ZM169 52V51H168ZM182 52V51H181ZM24 53V52H23ZM32 53V52H31ZM30 53V55H32ZM47 52H45L44 54H46ZM55 53V52H54ZM57 53V52H56ZM144 53V52H143ZM149 53H151V51L149 52ZM148 53V55H150ZM158 53H160V51L158 52ZM157 53V54H158ZM170 54H171V51L169 52ZM173 53H174V50H173V52H172V55H173ZM184 53V52H183ZM12 54V53H11ZM27 54V53H26ZM42 54V53H41ZM53 53L51 52V55H52ZM65 54V53H64ZM63 54V55H64ZM161 54V53H160ZM159 54V55H160ZM165 54H167V53H165ZM17 55V54H16ZM24 55V54H23ZM30 55H26L27 57H29ZM43 55V54H42ZM50 55V56H51ZM54 55V54H53ZM56 55V54H55ZM66 55V54H65ZM162 55V56H163ZM11 56V55H10ZM21 56V55H20ZM34 56V55H33ZM33 56H32V59H34L33 58ZM41 56V55H40ZM39 56V57H40ZM49 56V55H48ZM175 55H173V57H174ZM178 56H180V55H178ZM15 57V56H14ZM45 57V56H44ZM52 58H54L53 56H51ZM51 57L49 58V59H51ZM56 57V56H55ZM59 57V56H58ZM176 57V56H175ZM175 57L173 58V59H175ZM19 58H21V57H19ZM31 58V57H30ZM47 58V57H46ZM63 58H66L65 56H63ZM70 58V59H71ZM148 58V59H147ZM181 58V57H180ZM14 59V58H13ZM39 59V58H38ZM42 59H44V61H46L45 60V58H42ZM42 59H39V61L42 63L43 62V60ZM48 59V60H49ZM69 59V60H70ZM15 60V59H14ZM17 60V59H16ZM42 60V61H41ZM57 60H59V59H57ZM67 60V59H66ZM169 59H167V61H168ZM34 61H37V60H34ZM61 61V60H60ZM71 61V60H70ZM73 61V60H72ZM166 61V60H165ZM181 61H183V60H181ZM40 62H37L36 63V65L37 64H40ZM50 62V61H49ZM52 62V61H51ZM69 62V61H68ZM171 62H172V59H171ZM170 61L169 62H166V63H171ZM176 62V63H175ZM22 63H24V62H22ZM21 63V64H22ZM35 63V62H34ZM47 63V62H46ZM62 63H64V62H62ZM77 63V64H78ZM20 64V65H21ZM43 64V63H42ZM48 64V63H47ZM52 64V63H51ZM18 65V64H17ZM20 65H18V68H19V66ZM35 65V64H34ZM34 65H32L31 64V69L33 68V66ZM41 65V64H40ZM46 65V64H45ZM66 65V64H65ZM64 65V68L67 66H65ZM180 65H178V72L179 71H181V69L179 70V68H181L180 67ZM183 65V64H182ZM28 66L30 67V65L28 64ZM48 66V68H49V66L50 65H47ZM57 66V65H56ZM56 66H54V68L56 67ZM60 66V65H59ZM37 67V66H36ZM42 67V72H43V66H38V68H36V69H39L38 71L40 72V68ZM68 67V66H67ZM78 68H79V65L77 66ZM76 67V68H77ZM20 68H21V66H20ZM22 68H23V66H22ZM20 69V70H24V69ZM26 68H28V67H26ZM45 68V67H44ZM47 68V67H46ZM45 68V69H46ZM51 68V67H50ZM53 68V67H52ZM53 68V70H55ZM63 68V69H64ZM160 68H161V70H160ZM167 68V67H166ZM31 69H25V71L26 70H29V72H30V70ZM34 69H35V67H34ZM33 69V70H34ZM62 69V68H61ZM17 70V69H16ZM57 70H59V71H61L60 72V77L58 76V72H57ZM64 70H66V68L64 69ZM163 70H165L166 72H164ZM175 70H176V66H175ZM32 71V70H31ZM20 72V71H19ZM28 72V71H27ZM27 72H25V73H27ZM28 72V73H29ZM33 72V71H32ZM49 72V71H48ZM57 72V73H56ZM69 72V73H68ZM75 72V73H74ZM175 72H177V71H175ZM174 72V74L176 75V73ZM27 73V75H29ZM34 73H35V71H34ZM44 73V72H43ZM41 74V73H39L41 76L43 75H45V74ZM46 73V72H45ZM52 73V72H51ZM53 73H54V71H53ZM53 73H52V75H53ZM72 73V74H71ZM78 73V72H77ZM18 74V73H17ZM21 74V73H20ZM20 74H18L19 75V77H21V75ZM37 74V73H36ZM178 74V73H177ZM23 75H24V71H23ZM26 75V74H25ZM47 75H50V76H52L51 74H49V73H47ZM74 77H73V76ZM77 75V74H76ZM165 75V74H164ZM167 75V74H166ZM175 75H174V77H175ZM34 76V75H33ZM37 76H38V74H37ZM46 76V75H45ZM50 76H49V78H50ZM63 77L64 76H66L67 77V75H62ZM170 76H172V75H170ZM26 77V76H25ZM25 77L22 79V80H24L25 79ZM28 77V76H27ZM30 77V76H29ZM54 77L52 78L53 80H54ZM79 77H81L80 75H79ZM167 77V76H166ZM31 78V77H30ZM33 78V77H32ZM72 78V79H71ZM82 78V77H81ZM163 78H164V76H163ZM162 78V79H163ZM173 78V77H172ZM171 78V79H172ZM28 79V78H27ZM27 79H26V81H27ZM52 79H50V80H52ZM56 79V80H57ZM169 79V78H168ZM34 80H35V77H34ZM77 80H79V79H77ZM82 80V79H81ZM166 80V79H165ZM176 80V79H175ZM34 82V81H33ZM82 82V83H81ZM173 82V81H172ZM56 83V82H55ZM58 83V82H57ZM36 84V83H35ZM51 84V83H50ZM54 84V83H53ZM60 84V83H59ZM66 84H67V82H66ZM56 85V84H55ZM173 85H174V83H173ZM53 86V85H52ZM163 86H165V85H163ZM45 87V86H44ZM44 87H42V88H44ZM46 87H48L47 86V84H46ZM55 88V87H54ZM53 88V89H54ZM56 88H60V85H58V87H56ZM45 89H47V88H45ZM49 89V88H48ZM53 89H51V90H53ZM58 89H54L55 90V92L57 93V95L56 96H59L60 94H61V92H64V91H61L60 89H59V91H61L60 92V94L58 95V92L59 91H56V90H58ZM54 90L53 91H49V93H52V92H54ZM41 91H42V89H41ZM46 91V90H45ZM164 91H166V90H164ZM43 92V91H42ZM48 92V91H47ZM54 92V93H55ZM41 93V92H40ZM65 93V92H64ZM81 93H78V94H81ZM165 93H167V92H165ZM33 94H35V93H33ZM36 94H38V93H36ZM35 94V95H36ZM46 95H47V93H45ZM44 94V96H46ZM74 94V95H73ZM128 94H129V97H130V99L129 100H127V97L125 96V95H127L128 96ZM42 96V93L41 94H38V96ZM49 95H51V94H48V97H49ZM54 95V94H53ZM53 95H51V96H53ZM163 95V93L161 94V99H162V96ZM37 96V95H36ZM36 96H34L35 97V99H36ZM49 97V98H53V100H54V98H55V95L53 96V97ZM61 96V95H60ZM59 96V97H60ZM59 97H56V98H58L59 99ZM63 97V96H62ZM76 97H77V99H78V97H83V96H78V95H76ZM106 97H104V98H106ZM126 97V98H125ZM128 97V98H129ZM165 97V96H164ZM39 98H41L42 99V97H39ZM49 98L47 99V96H46V99H40L41 101H43V100H46V101H44V103H47V106H48V108H49V105L50 104H48V102H49ZM64 98V97H63ZM69 98H66V99H69ZM72 98V97H71ZM87 98V99H88ZM103 97L102 98H99V99H104ZM107 98H106V102L108 103L109 101H107ZM33 99V98H32ZM58 99H56L55 100V102L58 100ZM61 99V98H60ZM65 99V98H64ZM81 99V98H80ZM92 99V98H91ZM94 99V98H93ZM96 99V98H95ZM114 99V100H115ZM164 99V98H163ZM162 99V100H163ZM166 99V98H165ZM164 99V100H165ZM34 100V99H33ZM37 101L39 100L38 99V97H37V99H36ZM39 100V101H40ZM48 100V101H47ZM70 100V99H69ZM69 100H66L67 102L69 101ZM73 100V98L71 99V101ZM82 100V103L84 102L83 101V99H81ZM163 100V101H164ZM18 101V100H17ZM22 101V100H21ZM25 101V100H24ZM36 101V103H37V105H35L36 103L34 102V101H29V102H32V104H31V106H33V108H32V110L34 109V106H36L35 108L36 109H34V110H37V109H41V108H37V107H39L38 105V103L39 102H37ZM60 101V100H59ZM74 101H76V103L75 104H77L78 102H80V100L77 102V100H74ZM74 101L73 102H71V103H69L70 105H72V103H74ZM99 101V100H98ZM97 101V103L96 102H94V101H92V103H94V105H92L93 106V108H94V111L96 112L97 110H96V108H97V104H100L102 101L100 100L99 102ZM27 103V105H28V101H26ZM50 102H52V101H50ZM49 102V103H50ZM70 102V101H69ZM169 101L168 100H166L165 101V104H167ZM15 103V102H14ZM17 103V102H16ZM33 103H34V105H33ZM40 104V105H42V106H44L45 104ZM57 103L58 102H56L55 104L57 105ZM85 103V105H86V102H84ZM84 103H83V105L80 107L79 106V110H84V109H89L90 110V108L92 107L90 104H91V102L89 103V106L90 107H84L85 105H84ZM88 103V102H87ZM110 103V102H109ZM109 103H108V105H109ZM164 103V102H163ZM19 104V103H18ZM22 104V103H21ZM53 104V106L55 105L54 104V102L52 103ZM52 104L50 105V106H52ZM58 104H62L61 102L60 103H58ZM104 104H106V103H103L102 105H104ZM165 104H163V105H165ZM17 105V104H16ZM24 105H25V103H24ZM30 105V104H29ZM107 105V104H106ZM108 105H107V107H108ZM127 105H125V106H127ZM162 105V106H163ZM52 106V107H53ZM58 106V105H57ZM65 106H68L69 108H72L71 106H69V105H66L65 104ZM72 106H74V105H72ZM167 106V105H166ZM165 106V107H166ZM174 106V105H173ZM24 107H26V106H24ZM28 107V106H27ZM45 108H47L46 107V105L44 106ZM60 107V106H59ZM58 107V108H59ZM100 107V106H99ZM106 107V106H105ZM10 108V107H9ZM29 108V107H28ZM45 108H44V111H46V110H48L49 111V109L47 108L46 110H45ZM55 108V107H54ZM58 108H55V109H58ZM66 108V107H65ZM93 108H91V109H93ZM109 108V107H108ZM119 108H121V107H119ZM126 108V107H125ZM14 109H16V108H14ZM43 109V108H42ZM41 109V111H39L38 113H37V115H40V118H41V114H40V112L42 113V110ZM68 109V108H67ZM123 109H124V107H123ZM126 109H128V108H126ZM164 109V108H163ZM27 110H29V109H27ZM30 110H31V107H30ZM51 110H53V109H51ZM72 110H73V108H72ZM88 110V111H89ZM108 111L105 115H103L104 114V111H103V114H101V115H103V116H101L100 115V112L98 113L100 116H96V117H93L92 116V118H90L89 119V121L91 122L90 123V125H89V127H90V130H89V132H88V134H87V140H88V142H89V140L91 139V137H92V135H93V131L97 128V127H101V126H104L106 129L107 128H110V130H112V129H114L113 127H112V125L113 124H109L108 122L109 121H111L113 118L112 117H110L111 116V114L112 115H114L113 113V111L111 112V111ZM117 110V109H116ZM121 110V109H120ZM125 110V109H124ZM9 111V110H8ZM12 111V110H11ZM15 111V110H14ZM21 111V110H20ZM59 111V110H58ZM63 111V110H62ZM91 111V110H90ZM115 111V110H114ZM165 111V110H164ZM30 112V111H29ZM33 112V111H32ZM32 112H30V113H32ZM67 112H68V110H67ZM71 112V111H70ZM80 112V111H79ZM86 112V111H85ZM106 112V111H105ZM124 112V111H123ZM125 112H126V110H125ZM143 112V113H142ZM166 112V111H165ZM164 112V113H165ZM10 113H12V112H10ZM16 113V112H15ZM17 113H20L19 111L17 112ZM34 113V112H33ZM48 113H51V112H48ZM59 113H60V111H59ZM64 113H65V111H64ZM93 114H94V112H92ZM119 114V112H118V110L115 112V114ZM137 113V114H138ZM13 114H14V112H13ZM45 114V113H44ZM44 114H42L43 116H44ZM47 114V113H46ZM63 114V113H62ZM121 114V113H120ZM125 114V113H124ZM123 114V115H124ZM133 114H135L134 113V111H133ZM152 114L153 113H151V116H152ZM155 114V113H154ZM154 114H153V116H154ZM7 115V114H6ZM5 115V116H6ZM35 115H36V113H35ZM49 115V114H48ZM95 115V114H94ZM136 115V114H135ZM140 115H136V116H140ZM4 116V117H5ZM9 116H10V114H9ZM9 116H8V118H9ZM29 116V115H28ZM61 116V115H60ZM116 116V115H115ZM120 116H122V115H120ZM132 117L131 118H133V115H131ZM142 116V115H141ZM156 116V115H155ZM160 116H162V115H160ZM14 117V116H13ZM12 117V118H13ZM15 117H17V115L15 116ZM47 117V116H46ZM45 117V118H46ZM56 117V116H55ZM64 117V116H63ZM108 117L110 118V120L108 121ZM129 117H130V113H129ZM143 117V116H142ZM169 117V116H168ZM168 117H166V118H168ZM6 118H7V116H6ZM19 118V117H18ZM30 118H33V117H30ZM36 119H38V117L36 116L35 117ZM35 118H33L34 120H35ZM44 118V117H43ZM43 119L44 121L46 120V119ZM112 118V119H111ZM123 120L125 119V118H128V117H126V115H124L123 117H121ZM134 118H135V116H134ZM156 118H158V116L157 117H155V119ZM160 118V117H159ZM166 118L164 117V119H160L159 121H163L164 122V120H165V123H159V121L157 122V119H156V122L154 123V124H156L157 123V125H161L160 127V130L158 131V134H160L159 132H162L161 131V129H163V126H164V124H166L167 122H169L170 123V121H168L169 120V118H168V120L166 121ZM4 119V118H3ZM51 119V118H50ZM59 119V118H58ZM122 119L120 120V118H119V120L118 119H116L117 120V123L119 122L120 123V121H121V123L123 122L122 121ZM140 119V117L138 118V120ZM144 119V118H143ZM146 119V118H145ZM151 119V118H150ZM153 119V118H152ZM19 120V119H18ZM28 120H29V117H28ZM31 120V119H30ZM34 120H32V121H34ZM42 119L41 120H38L39 122V124H40V121H43ZM83 120V119H82ZM114 120V119H113ZM128 120H129V118H128ZM137 120V119H136ZM136 120H134V122L136 121ZM137 120V121H138ZM7 121H9V120H7ZM6 120H5V122H7ZM12 121V120H11ZM32 121H31V123H32ZM48 121H50V120H48ZM64 121V120H63ZM84 121V120H83ZM124 121H126V120H124ZM131 120H129V122H130ZM148 121H149V118H148ZM10 122V121H9ZM59 122V121H58ZM65 122V121H64ZM85 122V121H84ZM146 122L147 121H145V123H142V120L140 121V123H142L143 125H144V128H145V124H146ZM4 123V122H3ZM11 123V122H10ZM45 123V122H44ZM44 123H42L43 125H44ZM63 123V122H62ZM111 123H112V121H111ZM116 123V122H115ZM121 123L120 124H118V125H120V127H121ZM123 123H125V122H123ZM140 123H138V124H136V125H133V126H135V127H137V125L139 126V127H141L142 126V124H140ZM148 123V122H147ZM152 123V122H151ZM159 123V124H158ZM34 124V123H33ZM35 124H36V122H35ZM59 124H60V122H59ZM85 124H86V122H85ZM135 124V123H134ZM163 124V125H162ZM168 124V123H167ZM36 125H38V124H36ZM50 125V124H49ZM63 125V124H62ZM61 125V126H62ZM88 125V124H87ZM115 125V124H114ZM117 125V124H116ZM127 125V124H126ZM129 125V124H128ZM141 125V126H140ZM148 125V124H147ZM6 126V125H5ZM35 126V125H34ZM46 126V125H45ZM45 126H44V128H45ZM158 126V127H159ZM36 128H37V126H35ZM43 127V126H42ZM41 127V128H42ZM59 127H60V125H59ZM118 127V126H117ZM117 127H116V133H118V131L120 132L121 130H119L118 129V131H117ZM122 127H124L123 125H122ZM121 127V128H122ZM130 127V129H131V131L133 132V130L135 129V127H131V126H129ZM128 127V128H129ZM139 127H137V128H139ZM147 128H148V126H146ZM39 128V127H38ZM152 128V127H151ZM10 129V128H9ZM57 129V128H56ZM98 129V128H97ZM123 129V128H122ZM126 129V128H125ZM129 129V130H130ZM140 129H142V132H143V127L142 128H140ZM139 129V130H140ZM164 129H166V127H164ZM84 130H87V129H85V126H84ZM84 130H83V132H84ZM107 130H109V129H107ZM128 130V131H129ZM10 131V130H9ZM96 131V130H95ZM101 132H103V131H105V129H103L102 130V128H101V130H100ZM115 129L112 131V133H111V131H109L112 135H110V137H107V138H105L106 139V141L105 142H108V141H112L111 142V144L113 143V141L114 140H117L119 137L121 138V136H119V137H117V138H115ZM135 131H136V133L137 134H139V132H137L138 130H136L135 129ZM141 131V130H140ZM145 131V130H144ZM165 131V130H164ZM108 131H106L105 133L107 134V133H109ZM100 133V132H99ZM99 133H97V135L99 134ZM122 133V132H121ZM124 133V132H123ZM156 133V132H155ZM102 134H104V132L102 133ZM125 134V133H124ZM128 134V133H127ZM129 134H130V132H129ZM142 135H144L145 136V134H143V133H141ZM142 135H141V137H142ZM163 135V134H162ZM161 134L158 136V139H159V137L160 136H162ZM86 136V133H85V135H84V137ZM112 136H114V139H112V140H110V138L112 137ZM123 136V135H122ZM125 136V135H124ZM135 136H140V134L139 135H135ZM164 136V135H163ZM162 136V137H163ZM100 138H101V136H99ZM103 137H105V135H103ZM127 137H128V135H127ZM146 137V136H145ZM109 138V139H108ZM118 139V140H120V142H122V146H123V148H124V146L126 145V144H124L123 145V143L125 142H123V139L124 138H121L122 139V141H121V139ZM126 138V137H125ZM104 139V140H105ZM96 140H97V138H96ZM95 140V141H96ZM108 140V141H107ZM160 140V139H159ZM81 141H82V138H81ZM99 141V140H98ZM79 142V141H78ZM115 142L116 141H114V145H116L115 144ZM126 142H127V140H126ZM129 142V141H128ZM75 143V142H74ZM80 143V142H79ZM84 143V142H83ZM97 143V142H96ZM109 143V142H108ZM131 143V142H130ZM81 144V143H80ZM87 144V146H85L84 145V152H85V150H87V149H89V150H87L86 152H91V149H92V144L91 145H88V143H86ZM101 145H102V143H100ZM117 144H118V141H117ZM75 145V144H74ZM82 145V144H81ZM109 145L110 144H106V145H104L103 147H104V151H106L107 149H109V148H107V146L109 147ZM119 145H121V143H119L118 144V146ZM131 145V144H130ZM133 145V144H132ZM79 146V145H78ZM117 146V147H118ZM121 146V147H122ZM127 146V145H126ZM129 146V145H128ZM75 147H76V145H75ZM88 147V148H87ZM97 147V146H96ZM99 147V146H98ZM103 147L101 146V148L103 149ZM106 147V148H105ZM110 147H114L113 145L112 146H110ZM116 147V146H115ZM114 147V149H116ZM121 147H119V148H121ZM78 148V147H77ZM87 148V149H86ZM100 148V147H99ZM101 148H100V150H101ZM123 148H121V149H123ZM126 148V147H125ZM79 149V148H78ZM97 149V148H96ZM95 149V150H96ZM111 150H113L112 148H110ZM120 149V150H121ZM128 149H129V147H128ZM77 151V150H76ZM126 151V150H125ZM75 152V151H74ZM83 152V151H82ZM85 152V154H87L88 155V158H89V156H91L90 155V153H86ZM99 152V151H98ZM81 153V152H80ZM92 153V152H91ZM100 153H102V150L99 152V155H101ZM82 154V153H81ZM96 154V153H95ZM106 155H108V153H107V151H106ZM82 156H84V158H85V155L84 154H82ZM95 156V155H94ZM87 157V156H86ZM86 159V158H85ZM89 160V159H88ZM201 253V252H200ZM199 253V254H200ZM253 254V253H252ZM262 257H263V259L261 260L260 258H259V261H261L262 263H264L263 262V260H264V251H262ZM253 256H256V255H253ZM249 257V256H248ZM250 257H252V255L250 256ZM257 258V257H256ZM200 259H202V258H200ZM253 259V258H252ZM198 261H199V259H197ZM196 260V263H195V261H192L191 263H195V264H198L197 261ZM229 261H231V259L229 258ZM253 261H255V260H253ZM258 260L256 259V262H257ZM193 263V264H194ZM201 263V262H200ZM260 264V262H257V264ZM261 263V264H262ZM188 264V263H187Z\"/></svg>","mask_w":264,"mask_h":264},{"label":"crops","instance_id":"crops-1","mask_svg":"<svg viewBox=\"0 0 264 264\" xmlns=\"http://www.w3.org/2000/svg\"><path fill=\"white\" fill-rule=\"evenodd\" d=\"M197 32L198 26L195 27L194 35H197ZM194 35L189 39V51L192 50L191 40L194 39ZM191 58L189 64L193 65L195 58ZM197 97L193 99L195 100ZM182 100L183 103L177 109L175 127L171 136V145L173 146L170 149L173 152L179 150L180 152L176 154L180 155L181 152L194 145L197 148V158L189 156L187 160L197 159L208 162L214 160L217 165L211 164L205 168L202 166V171L198 170L197 174L187 178L188 181L171 188L167 192V201L162 202L164 199H153L144 202L133 195L131 199L125 198L109 203L115 211L107 212L109 217L107 216L106 220H102L100 228L97 229L100 232L93 235L84 233L90 229H82L83 231L68 230L67 218L62 219L57 216L61 213L60 209L51 212V216L48 218L37 216L33 207L25 211L0 210V264H89L90 261L84 258L86 255L82 253L68 257L62 252L56 254L53 251L50 252L55 245L45 248L44 245L47 243H45L42 234L48 235L53 230H61L64 234H68L66 240L71 238L75 242L83 243L88 247L87 252L97 253L101 248L97 245L95 236L99 235L101 241L105 242L118 235V240H121L131 233L141 232L142 229L150 228L152 225L161 228L163 219L171 211L172 205L183 203L185 201L184 195L188 192H194L191 195L192 200L201 199L206 205L217 207L219 204H227L229 198L236 197V191L240 188H256L255 178L264 172L257 168L261 162H264V159L261 161L264 157V135L259 132V128H256L255 125L250 128L235 119L239 124L235 125L230 122V125L225 127L224 135L226 136L213 141L214 136L210 137L213 130H206V126H209V122L204 123L206 118L193 120L191 117L209 114L222 108L190 113V109L193 110V108L187 106L189 103V101L186 102L187 97H183ZM225 106L229 108L230 103ZM198 107L205 108L203 105H198ZM212 107L214 108L215 104ZM195 135H198L197 139ZM225 153L227 154L226 159L224 158ZM171 158L172 155L169 156V159L165 158L162 165L151 174L158 172L166 161L169 165ZM183 159L185 160V157ZM243 160L245 162H242ZM0 166H3V156H0ZM0 173H3V170L0 169ZM257 183L264 188V179H260ZM94 192L93 188H82L67 203L78 206L77 209L80 205H87L89 202L101 205L99 200L95 202L84 200L92 199L98 193V191ZM122 192H124L123 194H134L135 190L129 192L123 189L120 193L122 194ZM79 193L92 194L93 196L80 197L81 194ZM157 206L163 207L164 212L157 214ZM124 213H128V215H123ZM95 222H83L81 225L86 228L89 226L96 227L98 224ZM66 230L67 233H65ZM126 230L129 232L124 233ZM69 258L70 260H67ZM101 263L102 261L98 260L94 264Z\"/></svg>","mask_w":264,"mask_h":264},{"label":"built area","instance_id":"built-area-1","mask_svg":"<svg viewBox=\"0 0 264 264\" xmlns=\"http://www.w3.org/2000/svg\"><path fill=\"white\" fill-rule=\"evenodd\" d=\"M213 5L204 1L201 36L221 39V60L235 63L241 106L256 119L264 115V0H246L218 15Z\"/></svg>","mask_w":264,"mask_h":264},{"label":"trees","instance_id":"trees-1","mask_svg":"<svg viewBox=\"0 0 264 264\" xmlns=\"http://www.w3.org/2000/svg\"><path fill=\"white\" fill-rule=\"evenodd\" d=\"M200 27V25L198 26V28ZM195 41L193 40L192 41V46H194L195 44ZM167 169H166V164L162 167V169H160V171L157 173V174H162L163 172H165Z\"/></svg>","mask_w":264,"mask_h":264}]
</instances>
